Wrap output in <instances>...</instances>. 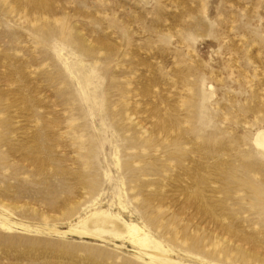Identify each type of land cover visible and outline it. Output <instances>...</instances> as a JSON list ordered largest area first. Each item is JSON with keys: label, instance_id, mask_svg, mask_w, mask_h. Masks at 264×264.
<instances>
[{"label": "rangeland", "instance_id": "374dc122", "mask_svg": "<svg viewBox=\"0 0 264 264\" xmlns=\"http://www.w3.org/2000/svg\"><path fill=\"white\" fill-rule=\"evenodd\" d=\"M262 133L264 0H0L13 221L121 210L184 264H264ZM92 229L0 227V264H150Z\"/></svg>", "mask_w": 264, "mask_h": 264}, {"label": "bare ground", "instance_id": "6f19581e", "mask_svg": "<svg viewBox=\"0 0 264 264\" xmlns=\"http://www.w3.org/2000/svg\"><path fill=\"white\" fill-rule=\"evenodd\" d=\"M260 136L264 140V134L262 133ZM261 145L264 146V142ZM119 206L123 211L127 208L122 202L119 203ZM0 209L3 210V212L0 211V227L3 230L13 231L14 229L20 228L26 231L47 232L59 236H66L70 232L75 231L81 234L103 237L102 231H93L92 229L93 223L99 222L107 231L113 232L114 236L120 237L123 233H127L132 244L140 248V252L149 257V261L147 262L150 264H184L175 257L178 254L173 248L164 244L146 226H141L131 219L127 220L123 213H121V210L115 213L111 210H96L89 215L86 213L85 216L78 217L76 224L71 223L68 229H60L58 226L43 227L40 225L15 222L12 220L11 213L1 207ZM197 258L204 264H213L204 258H200V256H197Z\"/></svg>", "mask_w": 264, "mask_h": 264}]
</instances>
